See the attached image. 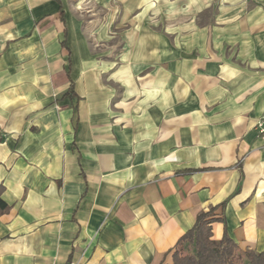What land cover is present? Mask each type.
<instances>
[{
    "label": "crops",
    "instance_id": "obj_1",
    "mask_svg": "<svg viewBox=\"0 0 264 264\" xmlns=\"http://www.w3.org/2000/svg\"><path fill=\"white\" fill-rule=\"evenodd\" d=\"M91 1L0 0V264L263 250L264 0Z\"/></svg>",
    "mask_w": 264,
    "mask_h": 264
},
{
    "label": "trees",
    "instance_id": "obj_2",
    "mask_svg": "<svg viewBox=\"0 0 264 264\" xmlns=\"http://www.w3.org/2000/svg\"><path fill=\"white\" fill-rule=\"evenodd\" d=\"M72 92L71 84L67 93L72 94ZM1 190L0 185V193ZM7 209V203L0 197V213ZM211 212L212 208L199 211L193 225L177 239L172 254V264H234L236 261L264 264V249L243 250L225 231L219 240L211 239L210 222L213 220ZM187 247L190 249L184 251L183 248Z\"/></svg>",
    "mask_w": 264,
    "mask_h": 264
},
{
    "label": "rangeland",
    "instance_id": "obj_3",
    "mask_svg": "<svg viewBox=\"0 0 264 264\" xmlns=\"http://www.w3.org/2000/svg\"><path fill=\"white\" fill-rule=\"evenodd\" d=\"M67 2L69 10L72 14L77 15L80 20L96 22L99 19H104L105 11L91 0H67ZM188 249L190 247L183 248L184 251ZM234 264H247V262L236 261Z\"/></svg>",
    "mask_w": 264,
    "mask_h": 264
},
{
    "label": "built area",
    "instance_id": "obj_4",
    "mask_svg": "<svg viewBox=\"0 0 264 264\" xmlns=\"http://www.w3.org/2000/svg\"><path fill=\"white\" fill-rule=\"evenodd\" d=\"M255 130L258 132L262 140L264 141V111L258 116L254 124ZM3 135L2 129L0 127V137ZM73 264V263H69Z\"/></svg>",
    "mask_w": 264,
    "mask_h": 264
}]
</instances>
